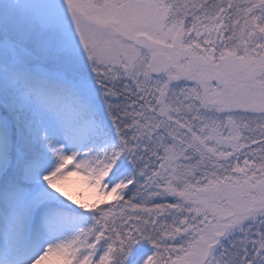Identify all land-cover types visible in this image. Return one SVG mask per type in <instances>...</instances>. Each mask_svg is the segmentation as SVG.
<instances>
[{
  "label": "snow or ice",
  "instance_id": "1",
  "mask_svg": "<svg viewBox=\"0 0 264 264\" xmlns=\"http://www.w3.org/2000/svg\"><path fill=\"white\" fill-rule=\"evenodd\" d=\"M0 264H264V0H0Z\"/></svg>",
  "mask_w": 264,
  "mask_h": 264
}]
</instances>
